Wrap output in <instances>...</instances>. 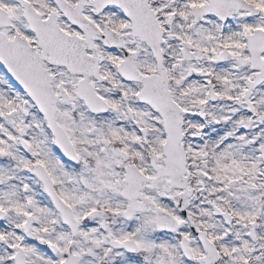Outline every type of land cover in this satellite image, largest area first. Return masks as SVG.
I'll list each match as a JSON object with an SVG mask.
<instances>
[{
    "label": "snow or ice",
    "instance_id": "snow-or-ice-1",
    "mask_svg": "<svg viewBox=\"0 0 264 264\" xmlns=\"http://www.w3.org/2000/svg\"><path fill=\"white\" fill-rule=\"evenodd\" d=\"M0 264H264V0H0Z\"/></svg>",
    "mask_w": 264,
    "mask_h": 264
}]
</instances>
